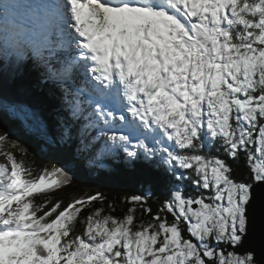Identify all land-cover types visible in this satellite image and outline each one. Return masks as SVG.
I'll return each instance as SVG.
<instances>
[{
    "label": "snow or ice",
    "instance_id": "6c2138e0",
    "mask_svg": "<svg viewBox=\"0 0 264 264\" xmlns=\"http://www.w3.org/2000/svg\"><path fill=\"white\" fill-rule=\"evenodd\" d=\"M24 48L67 115L56 137L33 109L17 105L20 119L89 165L145 164L167 191L154 215L133 195L123 217L95 208L77 232L105 197L63 204L53 194L72 174H34L0 134V264H264L250 247L258 219L264 230V0H0V50ZM214 150L243 155L248 179Z\"/></svg>",
    "mask_w": 264,
    "mask_h": 264
},
{
    "label": "trees",
    "instance_id": "16d2710c",
    "mask_svg": "<svg viewBox=\"0 0 264 264\" xmlns=\"http://www.w3.org/2000/svg\"><path fill=\"white\" fill-rule=\"evenodd\" d=\"M45 70L37 57L32 55L27 48L22 49L17 54L6 55L0 50V134H6L16 147L11 149L18 162L24 159L34 171L38 173L41 169L52 168L53 166L63 167L73 176V183L57 190L54 198L62 200L63 204L69 203L72 199L100 193L105 197L103 204L93 202L89 209L82 212L81 223L77 225V232H82L85 228L83 218L91 210L103 207L104 214H111L116 217H123L128 208L132 205L126 198L133 195H144L147 198V205L152 208L153 215L158 211L161 202L165 199L164 193L167 185L157 180L159 173L149 168L145 164H137L135 167L128 166L121 156L118 161L111 157H104L97 164L89 165L83 157L77 156L72 148L61 144H49L42 138L41 134L24 123L20 117L15 116L10 111L17 105H24L36 111L47 124L48 133L53 137L58 135L57 127L60 117L67 113L60 111V88L58 85L45 81ZM22 128V129H21ZM11 130H29L36 136H41L42 140L36 139L37 147L31 150L26 144L27 141L21 137L14 136ZM21 149L24 152H21ZM8 151L9 149H4ZM220 155L234 169V178L237 180H247L250 176V169L243 155L238 161H233L225 153ZM103 164V167L99 166ZM75 169V170H74ZM185 194L197 196L199 193L188 177H185ZM151 186V190H149ZM39 202V200H38ZM112 204L114 210H110L108 205ZM195 207V205H194ZM141 214L137 212V221ZM149 219L147 214L143 217ZM168 219L172 217L169 214ZM186 229V225L184 226Z\"/></svg>",
    "mask_w": 264,
    "mask_h": 264
},
{
    "label": "water",
    "instance_id": "95a60500",
    "mask_svg": "<svg viewBox=\"0 0 264 264\" xmlns=\"http://www.w3.org/2000/svg\"><path fill=\"white\" fill-rule=\"evenodd\" d=\"M11 131H12L11 133H13L14 136H17L19 138L21 137V140H24V141L29 140L26 142V144L31 147V150L33 149L32 147H34V148L37 147L36 146L37 145L36 139L34 137L38 138L39 140H42L41 136H36L35 134H32L29 130L28 131L25 130L26 135H24V133L22 135L21 131H15V130H11ZM250 247L252 249H254V255L258 259L260 258L261 254L264 253V230H262V228H261V224L259 222V219L257 220V223L255 225L254 238L251 242ZM238 254L243 255L245 253L238 250Z\"/></svg>",
    "mask_w": 264,
    "mask_h": 264
},
{
    "label": "rangeland",
    "instance_id": "374dc122",
    "mask_svg": "<svg viewBox=\"0 0 264 264\" xmlns=\"http://www.w3.org/2000/svg\"><path fill=\"white\" fill-rule=\"evenodd\" d=\"M58 50L59 49H56V53H57V56H60V54L58 53ZM71 82V84H72V86L69 84V86L70 87H72V88H75L76 87V85L74 84V82H72V81H70ZM11 112H12V114L13 115H15V116H18L19 117V115H18V108H16V106L13 108V109H11L10 110ZM40 116V115H39ZM25 123V122H24ZM38 132V131H37ZM136 141L134 140V143H135ZM0 163H2V164H5L6 166H10V164H9V161L7 160V157L5 156V155H3V154H0ZM187 177V176H186ZM182 187H183V185H181ZM241 255V254H240Z\"/></svg>",
    "mask_w": 264,
    "mask_h": 264
},
{
    "label": "bare ground",
    "instance_id": "6f19581e",
    "mask_svg": "<svg viewBox=\"0 0 264 264\" xmlns=\"http://www.w3.org/2000/svg\"><path fill=\"white\" fill-rule=\"evenodd\" d=\"M62 52V54H60V56L61 55H64V53H63V51H61ZM81 70H82V68H80ZM84 72V70H82V72H81V74H80V72H79V74H80V77L82 76H84L83 73ZM83 79H81V78H76V77H73V81H74V84L77 86L81 81H82ZM69 84L72 86V84H71V82H69ZM119 114V113H118Z\"/></svg>",
    "mask_w": 264,
    "mask_h": 264
}]
</instances>
